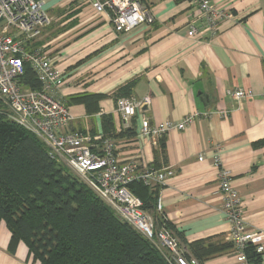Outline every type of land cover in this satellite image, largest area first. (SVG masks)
Returning a JSON list of instances; mask_svg holds the SVG:
<instances>
[{
  "label": "crops",
  "instance_id": "obj_1",
  "mask_svg": "<svg viewBox=\"0 0 264 264\" xmlns=\"http://www.w3.org/2000/svg\"><path fill=\"white\" fill-rule=\"evenodd\" d=\"M234 15L221 20L214 36H193L204 18L191 0H143L152 22L116 32L109 17L86 0H48L51 24L36 41L63 72L59 99L74 117L66 132L115 142L121 163L143 169H171L158 189L159 216L173 226L178 241L226 248L203 264H239L230 242L231 226L221 210L218 155L231 172L249 229L264 231V0H211ZM133 83L131 96L151 98L144 108L153 126L200 115L184 130H172L157 145L139 139L141 114L126 123L116 110L119 90ZM251 90L237 102L229 91ZM98 96V111L71 99ZM110 116L113 130L103 117ZM127 130L134 132L133 137ZM203 156L204 160L199 158ZM159 187V188H158ZM158 203V202H157ZM11 232L0 222V264H39L19 242L10 250ZM264 264V255L261 263Z\"/></svg>",
  "mask_w": 264,
  "mask_h": 264
},
{
  "label": "built area",
  "instance_id": "obj_2",
  "mask_svg": "<svg viewBox=\"0 0 264 264\" xmlns=\"http://www.w3.org/2000/svg\"><path fill=\"white\" fill-rule=\"evenodd\" d=\"M48 0H0V99L9 109L15 122L35 134L50 150V155L65 164L95 191L124 222L132 226L161 252L171 256L174 264H199L188 259L180 249L178 240L166 228L157 229L155 219L143 210V201L130 190V185L143 182L146 185H163L174 175L171 169H143L135 161L121 163L116 156L115 142L79 132H66L74 117L59 99L64 85L63 72L51 55L37 47L36 41L50 26L44 6ZM201 12L204 23L201 28L191 26L193 36L218 32L221 20L232 21L234 15L214 5L211 0H191ZM99 15H107L116 32H130L152 22V17L142 0H86ZM29 64L41 84L40 90L24 88L20 78ZM237 102L251 99V90L229 91ZM151 98L136 100L120 98L116 110L128 123L140 118L137 137L149 139L153 145L172 130H184L200 115H188L183 121L166 122L153 126L144 115ZM200 161L204 157L199 158ZM214 165L219 169V187L223 196L221 210L231 226L230 242L239 264H255L249 259L247 249L254 247L258 256L264 255V231L249 229L245 220L243 201L231 184V172L217 155ZM158 211L161 201L158 200Z\"/></svg>",
  "mask_w": 264,
  "mask_h": 264
},
{
  "label": "trees",
  "instance_id": "obj_3",
  "mask_svg": "<svg viewBox=\"0 0 264 264\" xmlns=\"http://www.w3.org/2000/svg\"><path fill=\"white\" fill-rule=\"evenodd\" d=\"M20 83L41 89L29 64ZM133 85L123 86L118 99L130 97ZM99 99L87 95L70 103L84 104L88 112L94 105L96 112ZM6 110L0 99V222L11 232V251L23 242L39 264H174L171 256L120 219L72 169L55 160L41 139L11 121ZM103 124L112 133L110 116L103 117ZM127 132L129 137L135 135ZM130 190L143 201V210L155 219L157 229L166 228L174 235L173 226L159 216L158 189L135 182ZM178 242L184 255L199 264L226 248L204 241ZM247 254L255 264L261 263L254 247Z\"/></svg>",
  "mask_w": 264,
  "mask_h": 264
},
{
  "label": "rangeland",
  "instance_id": "obj_4",
  "mask_svg": "<svg viewBox=\"0 0 264 264\" xmlns=\"http://www.w3.org/2000/svg\"><path fill=\"white\" fill-rule=\"evenodd\" d=\"M9 110V109H8ZM7 111V110H6ZM8 112V116H9V119L11 120V121H14L15 122V120L12 118V116H11V113H10V111H7ZM16 123V122H15Z\"/></svg>",
  "mask_w": 264,
  "mask_h": 264
}]
</instances>
